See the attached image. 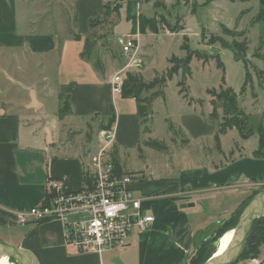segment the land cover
Masks as SVG:
<instances>
[{
    "label": "crops",
    "instance_id": "obj_1",
    "mask_svg": "<svg viewBox=\"0 0 264 264\" xmlns=\"http://www.w3.org/2000/svg\"><path fill=\"white\" fill-rule=\"evenodd\" d=\"M19 1L0 0V241L29 251L38 264H186L198 246L209 241L255 192L264 190V147L261 157L256 155L259 135L243 139L230 129L220 136L221 150L212 153L207 140L212 143L219 131L211 118L214 107L211 113L181 117L177 125L195 146L194 157L189 153L191 158L184 157L192 168L181 172L180 178L134 177L131 187L150 197L155 220L146 232H133L126 248L78 253L66 245L61 222L21 223L19 214L43 203L50 180L62 181L68 191L84 188L96 136L72 137L71 130L84 125L94 129L97 120L103 127L114 113L113 151L125 174L129 172L122 149L147 141L139 103L112 91L113 75L126 64L120 48L121 57L115 54V44L106 55L115 69L111 75L82 55L89 34L99 27L92 30L90 22L103 16L105 0H74L72 22L60 33L32 30L38 22L21 16ZM131 1L136 5L142 0ZM220 1L227 0L212 3ZM245 3L264 12V0ZM146 34L139 33L138 38ZM140 55L144 59L141 48ZM130 74L145 81L141 70L132 69ZM55 79L59 107L48 116L42 111ZM22 92L28 96L17 103L14 99H22ZM62 100L67 115L60 118ZM234 130L238 140L225 152L221 140ZM203 142L209 148L205 154L200 151ZM261 251L256 262L240 264H264V246Z\"/></svg>",
    "mask_w": 264,
    "mask_h": 264
},
{
    "label": "rangeland",
    "instance_id": "obj_2",
    "mask_svg": "<svg viewBox=\"0 0 264 264\" xmlns=\"http://www.w3.org/2000/svg\"><path fill=\"white\" fill-rule=\"evenodd\" d=\"M20 1L21 16L25 18L26 15L30 21L38 22L32 27L35 31L60 33L61 29L69 22L71 23L74 17V0ZM206 1L142 0L135 5L131 0H112L108 20L99 22V27L89 34L86 40L88 43L86 58H89L92 63H98L96 69L111 75L115 69L108 65L106 55L112 50L113 44L118 49L117 38L138 35L142 19H154L159 24L158 34L150 33L138 39L139 49L141 48L145 56L141 72L147 83L153 82L156 78L164 79L167 71L172 67L170 63L172 58H186L187 52L182 50L185 37L188 38L190 49L200 51L203 58L208 60L205 64L202 60L193 59L189 65L190 71L182 68L164 88L163 83L158 85L164 89L165 98L159 96L148 103L144 140L159 142L165 145L166 151L145 147L144 142L136 147L127 146L128 148L122 149L124 168L130 174L145 175L147 180L180 178L181 172L191 167L187 165V163L191 164L189 158L184 159V157L189 156L188 153L194 157L193 147L195 146L189 144L186 134L179 129L177 123L181 117L195 116L203 112L211 113L212 106L219 116L218 120H213L215 130L217 124L220 128L219 124L224 120L239 116V120L245 121L244 134L259 135L260 131L264 133V19L259 16L260 11L254 7L253 3L220 1L205 5ZM115 7L119 9V16L113 12ZM224 27L233 34H225ZM72 31L76 33V30ZM235 44H238L235 48L239 49L244 60L248 62L250 73L248 83L245 82L244 63L237 62L233 51L230 50ZM117 49L115 54L121 57ZM212 57L216 59L220 57V61ZM219 62L223 66L219 65ZM124 66L125 64L120 68ZM223 78L225 82L222 81ZM55 82L56 79L53 86L51 83L53 93L46 95L42 111L48 116L55 114L59 107L55 96ZM227 88L232 89L236 94V111L231 107L228 117L225 118L224 100L219 95L224 90L227 96ZM156 90L144 93L142 98L150 97ZM180 90H183V94H180ZM209 90L214 91L213 94L209 95ZM27 96V93L22 92L20 95L22 99L14 100L17 103L22 102ZM158 98L163 99L158 101ZM156 100L157 102L154 103ZM60 106L59 110L64 116L67 115L63 100L60 101ZM96 122L97 124L93 123L94 129L84 125L83 129L78 127L74 131L71 130L69 135L72 133V137L76 135L78 137L80 134H85L87 137L96 136L97 139V134L102 129L98 130L103 127L100 126V121ZM149 129L152 133L148 132ZM237 140L238 133L235 130L222 139L225 152L234 147V141ZM207 143L211 152L216 153L215 141L211 143L208 139ZM200 145L204 147L200 151L204 154L209 152L204 142ZM136 194L146 199L149 206L148 213L152 214V203L148 204L150 197L147 195L144 197L143 190L136 191ZM133 232L138 233L137 229ZM229 232L220 238L216 253L220 250L221 242L225 243L228 239Z\"/></svg>",
    "mask_w": 264,
    "mask_h": 264
},
{
    "label": "built area",
    "instance_id": "obj_3",
    "mask_svg": "<svg viewBox=\"0 0 264 264\" xmlns=\"http://www.w3.org/2000/svg\"><path fill=\"white\" fill-rule=\"evenodd\" d=\"M138 35L117 38L121 54L128 60L111 80L113 94L119 98L130 70H141L144 65ZM114 144L113 127L102 129L92 143L84 188L68 191L62 181L50 180L43 203L19 214L20 222H61L66 245L83 254L126 248L135 229L146 232L155 218L148 213L146 199L131 187L136 175L117 173L112 160Z\"/></svg>",
    "mask_w": 264,
    "mask_h": 264
},
{
    "label": "trees",
    "instance_id": "obj_4",
    "mask_svg": "<svg viewBox=\"0 0 264 264\" xmlns=\"http://www.w3.org/2000/svg\"><path fill=\"white\" fill-rule=\"evenodd\" d=\"M111 1L112 0H105V5H104L105 11H104V15L102 16L103 19L99 18L96 21L93 20L90 22V28L92 30L98 26L99 22L100 23L104 22L105 19L108 20L109 11L111 8V5H110ZM214 1H219V0H207L205 5H208ZM227 1H229L231 3H235L237 1L245 3V2H248L249 0H227ZM113 12L116 16H119L118 7H115ZM241 14L243 15L244 12ZM259 16H262V18L264 19V12L260 11ZM102 24H104V23H102ZM158 26H159V24L156 21H154V19H145L144 18V19H142V22L140 23L139 32H140V34H146L147 31H149L153 34H158V30H159ZM223 32L227 35L233 34V33H231L230 30H228L225 27L223 29ZM237 45L238 44H235L232 46L230 45L232 47V48H230V50L233 51L235 60L237 62H243L244 63V65L246 67V80H245V82L248 83V80L250 79V73L248 71V62H246L244 60L239 49L235 48ZM87 47H88V43L86 42L84 52L82 55L85 59L89 60V58H86V55H85V53L87 51ZM225 48H227V47H225ZM182 50L187 52L186 58L185 59H179V58H175V57L172 58L170 60L172 67L170 70L167 71L166 77L164 79L162 78V80H159L156 78L153 82L147 83L140 76L133 75V74L128 75L127 80L123 86L122 97L123 98H133L139 103V105H138L139 106V115L143 119L144 122L147 119V115H148V107H147L148 103H150L152 100H154L155 98H157L159 96H161V97L164 96V89H161L162 86H158L159 84L163 83V88H164L166 86V83L172 81L173 77L176 76L182 68H187V69H185V71H187V70L190 71L189 65L191 64L193 59H196L198 61L202 60L205 64L208 62L207 58H205V57L203 58V54H201L200 51H193L190 49L187 37L184 38V44L182 45ZM212 58L216 59L215 57H212ZM216 60L220 61V57ZM94 65L96 68H98V63L95 62ZM219 65L223 66V64L220 62H219ZM222 81L225 82V78H223ZM157 87H158V89L156 90ZM153 90H156V91H154V93H152L150 95V97L142 98V95L144 93H148V92H151ZM213 92L214 91L209 90L208 94L211 95V94H213ZM227 92H228L227 96H225L224 90H222L220 92V95H219L220 98H223V100H224L223 115L225 118L228 117L229 110L231 107L236 111V99H235L236 94L230 88H227ZM180 94H183V90H180ZM184 98H186V96ZM59 117L60 118L64 117V114L62 111H60ZM218 117L219 116H218L217 111L215 109H213V112L211 114V118L213 120H218L217 119ZM114 122H115V117H114V113H113L111 115L110 119L108 120L107 124L104 125L102 129H110L113 126ZM244 122L242 120H239V116H238V118L226 119V120H224L223 123H220L219 131L215 135V138H214L218 151L221 150L220 136L226 134V132L230 129H236L240 133L241 138H243V139H247L250 136H252V135L244 134V127H246L244 125ZM259 139H260L259 149L256 152V155L258 157L259 156L261 157L262 148L264 147V133L262 131L259 132ZM145 146L148 148L156 149L158 151H166L165 145H162L159 142H155V141H147L145 143ZM112 160H113V163L115 164L117 173L121 174V175L124 174L122 169H121V166H120L118 153L116 151H113V153H112ZM258 192L259 191L255 192L253 194V196L249 200H247L244 203V205L241 206L240 209L229 220L225 221L222 224V227L214 234V236L209 241L198 246L193 251V253H191L189 260L186 264H204L210 258H212V256L217 251L216 243L218 242V240L223 236V234H226L227 232L235 229V227L237 226V224L239 222V218H240L242 212L244 211V209L246 208V206L248 205L250 200ZM263 246H264V217H261L258 220H256V222L254 223L252 230L249 234V237L247 239L243 254L236 264H240V263L247 262V261L259 260L261 257V254H262L261 248ZM11 261L14 262L13 260H11Z\"/></svg>",
    "mask_w": 264,
    "mask_h": 264
},
{
    "label": "water",
    "instance_id": "obj_5",
    "mask_svg": "<svg viewBox=\"0 0 264 264\" xmlns=\"http://www.w3.org/2000/svg\"><path fill=\"white\" fill-rule=\"evenodd\" d=\"M261 217H264V190L259 191L250 200L242 212L239 222L234 229V241L226 253L220 257H214L213 255L212 258L204 264H236L243 254L247 239L254 223ZM219 243L220 239L216 243L217 248ZM4 256H7L16 264H38L35 257L29 251L0 241V258ZM258 264H263V262Z\"/></svg>",
    "mask_w": 264,
    "mask_h": 264
},
{
    "label": "bare ground",
    "instance_id": "obj_6",
    "mask_svg": "<svg viewBox=\"0 0 264 264\" xmlns=\"http://www.w3.org/2000/svg\"><path fill=\"white\" fill-rule=\"evenodd\" d=\"M234 234H235L234 230H231L229 232L228 239L225 240V243L224 241L221 242L220 250L214 255V257H220L226 253V251L229 249V247L234 241V237H235ZM0 264H16V263H12V261L7 256H4L0 258Z\"/></svg>",
    "mask_w": 264,
    "mask_h": 264
}]
</instances>
